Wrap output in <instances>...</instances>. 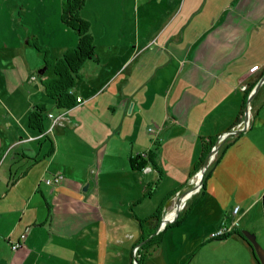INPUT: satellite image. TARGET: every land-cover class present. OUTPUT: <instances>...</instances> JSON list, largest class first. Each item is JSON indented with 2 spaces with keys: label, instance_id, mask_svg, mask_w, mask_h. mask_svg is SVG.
<instances>
[{
  "label": "crops",
  "instance_id": "obj_1",
  "mask_svg": "<svg viewBox=\"0 0 264 264\" xmlns=\"http://www.w3.org/2000/svg\"><path fill=\"white\" fill-rule=\"evenodd\" d=\"M29 3L40 36L26 26ZM58 4L0 0V264H103L98 253L80 257L83 241L95 250L128 246L139 195L163 187L142 214L157 208L159 216L200 165V143L242 117L264 71V0H83L93 56L68 88L73 104L56 108L39 83L52 71L38 68L41 55L27 38L52 47V60L74 45ZM247 103L248 128L224 137L203 170L198 201L207 234L222 224L242 239L234 231L255 227L264 189L256 192L264 187V80ZM35 104L45 109L42 134L26 125ZM46 112L59 114L49 131ZM54 173L61 178L49 190L40 178ZM260 215L264 224V202Z\"/></svg>",
  "mask_w": 264,
  "mask_h": 264
},
{
  "label": "rangeland",
  "instance_id": "obj_2",
  "mask_svg": "<svg viewBox=\"0 0 264 264\" xmlns=\"http://www.w3.org/2000/svg\"><path fill=\"white\" fill-rule=\"evenodd\" d=\"M32 1L33 0H30V2ZM49 2H52V0H49ZM53 11L54 8L51 7L50 18L52 17L51 12ZM3 13H5L4 10ZM3 13H1L0 18L1 16L2 17L5 16L6 13L5 14ZM28 13L30 16V21L26 22V26L28 27L29 25L30 29L32 30L31 32L37 33L40 36L42 29L41 22L37 20L38 18L36 16L35 10H33L31 7V4ZM132 17H134V12L130 11V19H132ZM50 29L52 32L53 29L52 25H50ZM201 38L202 37H197V44L202 42ZM38 43L45 48L46 57L49 60H52L50 58H53L51 56H54L53 55L54 49L52 47L49 48L47 45H44L40 42ZM33 50L41 55V65L38 67L40 69L43 67L42 54L40 51L34 48ZM45 68H46L45 70L47 69L51 70L50 64ZM231 134L233 133H229L228 135ZM212 144L213 142L211 143L209 148L212 146ZM197 169H195L194 171H196ZM143 172L145 171L141 169L137 170V174L139 175V178H141ZM202 177H203V173H202ZM202 177H201V181H202ZM166 180H167L166 178H163L160 184L163 183L164 186H166ZM131 182L134 183L132 180ZM190 186L191 184L186 182L185 186L182 187L180 191L187 189ZM214 188L216 189V187ZM263 188L264 187L258 186L256 192H260V190H262ZM200 189H201V182L198 188L196 189V191L191 192V194L187 197V200L185 199L184 201L186 202L185 206L176 212V215L173 220H177V222L175 224L170 223L172 222V220L165 222L164 225L167 226L164 229H162L163 228L162 227L158 230L159 231L158 241L150 244L149 246L146 247L143 246L144 248H140L138 244L136 245L135 248L134 246L130 247L136 237V229H137L136 219L146 217V215L142 216V214L152 210L150 209L151 207L153 209L155 208L153 202L155 201L157 202V199L162 194L159 189L158 191L151 193L149 196H145V194L143 196L139 195L138 201L134 203V206H137V208L133 213H131L130 211L129 214L130 216L129 236H133V237L130 238L131 242L129 243L128 246L125 243L123 245L120 244V246H117L115 244L111 249L104 248L100 250H95L92 244L83 241V244H85L86 247L82 251H78L77 249L76 252L79 253L80 257L84 258L85 260H88V258L94 260L96 258L95 253H98L100 255L99 258L107 260L104 261L103 264H134L135 263L134 258L138 256V253L141 255L140 258L138 259V264H258L254 259V257L251 255L250 249L245 243V241L238 238L237 236H234L232 234H229L223 238H215V237L210 238L208 236L207 227H206V224L209 220L207 218L208 214L202 211L201 209L202 204L199 203L198 201L201 198V194H203V190L200 191ZM263 202H264V189L258 195V202L256 206L257 214L254 220H252V222H254L255 224V227L253 229L240 227L239 230H247L253 233L255 240L264 250V229H263L264 224H263V219L261 218L260 215L263 207ZM160 216H161V212L160 215L158 216V219L160 218ZM123 220L125 222L126 219ZM119 222H121V219L119 220ZM140 224L143 225L146 223L141 222ZM157 224L158 222H156L155 228L157 227ZM114 226L116 229V223L114 224ZM155 228L153 231H155ZM248 228H252V227H248ZM251 230H254V232ZM119 234L121 240V233ZM141 242H143V240H141L140 243ZM92 263L94 262L92 261ZM82 264H87V262L83 261ZM260 264H264V260Z\"/></svg>",
  "mask_w": 264,
  "mask_h": 264
},
{
  "label": "trees",
  "instance_id": "obj_3",
  "mask_svg": "<svg viewBox=\"0 0 264 264\" xmlns=\"http://www.w3.org/2000/svg\"><path fill=\"white\" fill-rule=\"evenodd\" d=\"M82 3L83 0H59L58 20L64 27L73 31L75 34V43L72 47L65 49L58 56H56L52 62H49L48 58L46 57L45 48L41 46L33 36H29L27 38V43L34 49L41 52L43 66L46 67L49 64L51 66L52 76L40 78L39 83L43 93L53 101V104L56 108H64L73 104L74 97L68 91V88L72 84L73 80L77 77L76 71L78 66L85 59L93 56L92 37L88 30V22L79 15V9ZM44 111L45 109L42 105H33L32 109L26 116V125L40 133L43 130L42 118ZM211 142V139H208L207 143H200V152L199 156L197 157V164L201 162L202 157L207 151ZM130 162L132 166L133 159H130ZM203 179L204 175L202 177L200 191L203 190ZM157 219V208L148 216L136 219L140 232L135 238L133 244L138 243L140 248H144L158 241L159 231L153 233ZM141 222H145L149 225L144 232L141 230ZM176 222L177 220H172L170 223L175 224ZM166 226L167 225H164L162 229H164ZM234 232L246 242L239 232ZM227 235L228 233H225L216 238H223ZM141 240H143V242L140 243ZM140 256L141 255L138 253V256L134 258L135 264H138V259Z\"/></svg>",
  "mask_w": 264,
  "mask_h": 264
},
{
  "label": "built area",
  "instance_id": "obj_4",
  "mask_svg": "<svg viewBox=\"0 0 264 264\" xmlns=\"http://www.w3.org/2000/svg\"><path fill=\"white\" fill-rule=\"evenodd\" d=\"M244 86L242 85L241 86V88H243ZM76 101H78L79 100V98L77 97L76 99H75ZM249 110H250V107H249V105H248V103H246L245 104V119H243V113H242V117H240L237 121H235L228 129H227V131L228 132H230V133H232V131L233 130H235V129H238V130H240V131H244V130H246L247 128H248V122H249V116H250V113H249ZM46 116L47 117H49V118H51V122H50V124L44 129V131H49V130H51V128L53 127V125H54V122L56 121V119L59 117V114L58 115H55V116H53L50 112H46ZM39 134H42L41 132L39 133ZM213 146H211L210 148H212ZM209 148V149H210ZM214 152L215 151H213L210 155H209V160L213 157V155H214ZM209 162V161H208ZM149 169V167L148 166H144V167H141V170H143V171H146V170H148ZM198 169L196 170V171H194L191 175H190V177H188V180H187V182L188 183H190L191 184V186L189 187V188H187V189H184V191H186V192H188V194H187V196L183 199V201L181 202V203H179L178 204V207H177V211L179 210V209H181L182 207H183V205H184V201H185V199L191 194V192H193V191H196V189L198 188V186L200 185V181L198 180ZM60 178H61V174L60 173H54V174H51L50 176H45V177H41L40 178V180L44 183V184H46V185H49V190H51L52 188H53V186L55 185V184H57V182L60 180ZM179 192H180V190H176V191H174L173 192V195H172V198L173 197H175V196H177L178 194H179ZM175 195V196H174ZM174 199V198H173ZM173 199H172V202L165 208H163L162 210H161V218H163L164 219V217L166 216L165 214H166V212L169 210V209H171V213H170V215L166 218V219H164V220H161L158 224H157V227L155 228V233H156V231H158L160 228H162L163 227V225H164V223L165 222H167V221H171V220H173L174 219V217H173V213H174V204H173ZM236 209H237V206L235 205V206H233L232 208H231V211H232V213H234L235 211H236ZM225 233H227V228L224 226V225H222V224H220V225H218L213 231H209L208 232V236H210V237H218V236H221V235H223V234H225ZM23 233H20L19 234V238H22L23 237ZM17 246H19V242L16 240V241H14V242H11L10 243V248H12V249H14L15 247H17ZM136 246H134V248H135ZM135 250V249H134Z\"/></svg>",
  "mask_w": 264,
  "mask_h": 264
},
{
  "label": "water",
  "instance_id": "obj_5",
  "mask_svg": "<svg viewBox=\"0 0 264 264\" xmlns=\"http://www.w3.org/2000/svg\"><path fill=\"white\" fill-rule=\"evenodd\" d=\"M264 80V71L258 76V78L256 79L254 85H252V87L249 89L247 95H246V100L244 102V106H243V119H245V104L248 102L249 96L257 89V87L259 86V84ZM129 106L130 104H128L127 106V110H129ZM241 132L238 129H235L232 131L233 134H237ZM230 132H228L227 130L221 132L218 137L214 140L213 144H212V148L208 149L207 153L204 155L199 167H198V180L201 182V177H202V173L204 168L206 167L208 161H209V155L216 150L217 146L221 143V141L223 140V138L228 135ZM85 188V185L82 186V189ZM186 191L182 190L179 192V194L177 196H175V198L173 199V204H174V213H173V217H175L176 212H177V207L179 204V198L185 193ZM164 220L163 218H159L158 219V223ZM154 233V231H153ZM241 234V236L246 240V242L249 245L250 251L252 253V255L254 256V258L256 259V262L258 264L262 263L264 260V250L263 248L257 243V241L254 238V234L247 231V230H240L239 232ZM138 244V243H137ZM135 264V263H134Z\"/></svg>",
  "mask_w": 264,
  "mask_h": 264
},
{
  "label": "bare ground",
  "instance_id": "obj_6",
  "mask_svg": "<svg viewBox=\"0 0 264 264\" xmlns=\"http://www.w3.org/2000/svg\"><path fill=\"white\" fill-rule=\"evenodd\" d=\"M185 194H186V196H187L188 192H185V193L179 198V201H180L179 203L182 202V201H181V200H182V197H183ZM186 196H185V197H186ZM170 213H171V209H169V210L166 212V214H165L166 216L164 217V219H166V218L170 215Z\"/></svg>",
  "mask_w": 264,
  "mask_h": 264
}]
</instances>
